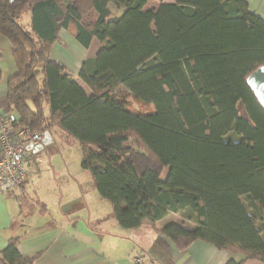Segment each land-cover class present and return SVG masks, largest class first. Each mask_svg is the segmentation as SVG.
<instances>
[{
  "label": "trees",
  "instance_id": "1",
  "mask_svg": "<svg viewBox=\"0 0 264 264\" xmlns=\"http://www.w3.org/2000/svg\"><path fill=\"white\" fill-rule=\"evenodd\" d=\"M148 2L0 0L17 66L8 102L18 119L8 118L74 137L121 227L180 213L192 227L157 229L179 249L200 239L264 261V106L247 83L264 65V18L247 0ZM63 28L85 48L102 42L79 72L90 94L50 56ZM19 242L0 264H35L42 252L23 255Z\"/></svg>",
  "mask_w": 264,
  "mask_h": 264
},
{
  "label": "crops",
  "instance_id": "2",
  "mask_svg": "<svg viewBox=\"0 0 264 264\" xmlns=\"http://www.w3.org/2000/svg\"><path fill=\"white\" fill-rule=\"evenodd\" d=\"M247 2L250 10L264 18V0ZM20 18L22 21V15ZM30 21L31 13L27 10L23 22ZM101 47L102 42L94 37L85 48L63 28L50 56L62 63L90 94L79 72L83 62L96 56ZM16 71L12 43L0 36V109L17 121L18 115L9 113L8 102V81ZM46 111L49 113V105ZM58 132L65 131L58 126L51 129L52 140L44 149L28 150L24 185L8 195L0 193V250L11 237H20L21 254L42 252L35 264H134L133 256L139 252L145 264H226L231 259H244L241 253L220 249L200 239L179 249L157 230L170 222L181 223L178 213H170L155 224L145 220L135 229L121 227L112 205L100 196L90 173L85 175L86 181L69 174L76 187H68L71 179L61 172L62 163H66L61 149L64 148L62 140H69L70 135L65 132L67 139L61 138ZM23 195L26 196L22 200ZM37 200L44 204L45 210ZM242 203L247 204L243 200ZM242 264H264V261L249 258Z\"/></svg>",
  "mask_w": 264,
  "mask_h": 264
},
{
  "label": "built area",
  "instance_id": "3",
  "mask_svg": "<svg viewBox=\"0 0 264 264\" xmlns=\"http://www.w3.org/2000/svg\"><path fill=\"white\" fill-rule=\"evenodd\" d=\"M44 132H33L29 127H13L8 115L0 109V193L8 195L27 179L24 163L31 144L42 142ZM134 264H145L144 256H133Z\"/></svg>",
  "mask_w": 264,
  "mask_h": 264
},
{
  "label": "rangeland",
  "instance_id": "4",
  "mask_svg": "<svg viewBox=\"0 0 264 264\" xmlns=\"http://www.w3.org/2000/svg\"><path fill=\"white\" fill-rule=\"evenodd\" d=\"M162 2H172V0H149L147 8L146 9H156L160 6V4ZM112 10L114 13H116L117 15H121L123 12V7L121 6L118 9H115L114 7H112ZM26 12V11H25ZM25 12H23L22 14V21H24V17H25ZM135 107H139L142 108L138 103H134ZM152 109L154 110L155 107L152 104L151 105ZM47 112V111H46ZM48 114V112H47ZM58 135L61 138H65L67 139V136L65 134V132H58ZM69 140H62L64 142V148L61 149L63 151V154L65 156L66 159V163H62V173H65L66 175H68L70 177V183L68 185V187L74 188L76 187V182L73 180V178L71 177V175H77L78 179L82 180V181H86V176L85 175H89V171L85 170L82 168L81 163L83 160V152H82V147L80 145V143L74 138L69 136L68 137ZM48 145V144H47ZM60 169V168H58ZM31 193H33V187L31 184ZM246 201L245 199L243 200V202ZM178 216L181 219L182 224L192 227L194 222L188 220V218L183 217L180 213H178Z\"/></svg>",
  "mask_w": 264,
  "mask_h": 264
},
{
  "label": "water",
  "instance_id": "5",
  "mask_svg": "<svg viewBox=\"0 0 264 264\" xmlns=\"http://www.w3.org/2000/svg\"><path fill=\"white\" fill-rule=\"evenodd\" d=\"M247 83L264 106V65L257 68L247 77ZM51 140V135L47 131L44 133V138L42 142L37 144H31L29 146V150L32 149L34 152L40 151L44 149V146L49 144Z\"/></svg>",
  "mask_w": 264,
  "mask_h": 264
}]
</instances>
